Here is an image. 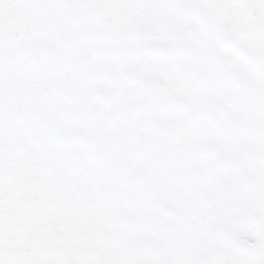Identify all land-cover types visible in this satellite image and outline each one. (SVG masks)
<instances>
[{"label":"snow or ice","instance_id":"6c2138e0","mask_svg":"<svg viewBox=\"0 0 264 264\" xmlns=\"http://www.w3.org/2000/svg\"><path fill=\"white\" fill-rule=\"evenodd\" d=\"M0 264H264V0H0Z\"/></svg>","mask_w":264,"mask_h":264}]
</instances>
